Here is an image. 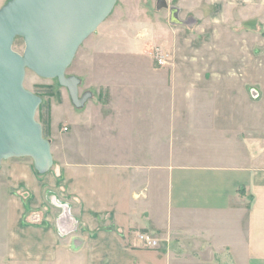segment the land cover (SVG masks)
Instances as JSON below:
<instances>
[{
    "label": "crops",
    "instance_id": "1",
    "mask_svg": "<svg viewBox=\"0 0 264 264\" xmlns=\"http://www.w3.org/2000/svg\"><path fill=\"white\" fill-rule=\"evenodd\" d=\"M233 1L264 24V0ZM168 79L107 83L54 120L49 171L3 162L0 264H264V121L249 112L264 70L254 100L247 70Z\"/></svg>",
    "mask_w": 264,
    "mask_h": 264
},
{
    "label": "rangeland",
    "instance_id": "2",
    "mask_svg": "<svg viewBox=\"0 0 264 264\" xmlns=\"http://www.w3.org/2000/svg\"><path fill=\"white\" fill-rule=\"evenodd\" d=\"M166 1L168 7L159 9L158 0H117L108 17L81 44L66 73L80 78L79 97L90 93L81 106L74 104L69 89L57 78H45L27 68L24 85L42 98L36 119L51 143L53 121L60 120L61 130L72 112L81 114L89 104H97L102 99L98 89L108 84L166 87L168 76L177 72L180 75L247 70L251 77V98H258L256 77L264 70V24H249L242 4L234 5L233 0ZM171 6L180 8L183 25L171 22ZM249 29L251 36L245 34ZM25 48L24 37L16 36L13 49L23 54ZM227 56L231 60H227ZM159 58L164 63H160ZM101 96L107 97L104 92ZM161 96H158L160 100ZM254 101L249 111L250 120L261 123L264 121V99ZM236 102L244 103L238 99ZM62 132L65 138L67 130ZM53 140L56 147L57 140ZM15 158L33 163L30 157Z\"/></svg>",
    "mask_w": 264,
    "mask_h": 264
},
{
    "label": "water",
    "instance_id": "3",
    "mask_svg": "<svg viewBox=\"0 0 264 264\" xmlns=\"http://www.w3.org/2000/svg\"><path fill=\"white\" fill-rule=\"evenodd\" d=\"M117 0H9L0 8V168L13 157H30L40 173L54 165L52 143L36 119L40 95L27 89V68L57 78L81 106L80 78L67 76L81 44L108 17ZM158 8L168 7L158 0ZM171 22L182 24L180 8L171 6ZM25 39L23 54L13 49L16 36Z\"/></svg>",
    "mask_w": 264,
    "mask_h": 264
},
{
    "label": "built area",
    "instance_id": "4",
    "mask_svg": "<svg viewBox=\"0 0 264 264\" xmlns=\"http://www.w3.org/2000/svg\"><path fill=\"white\" fill-rule=\"evenodd\" d=\"M160 63H164L162 58H159ZM140 238L146 243L148 246L155 247L157 246L158 241L154 239L150 234H141Z\"/></svg>",
    "mask_w": 264,
    "mask_h": 264
}]
</instances>
